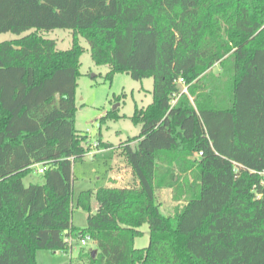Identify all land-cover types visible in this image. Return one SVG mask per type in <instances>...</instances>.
I'll use <instances>...</instances> for the list:
<instances>
[{
    "label": "trees",
    "instance_id": "1",
    "mask_svg": "<svg viewBox=\"0 0 264 264\" xmlns=\"http://www.w3.org/2000/svg\"><path fill=\"white\" fill-rule=\"evenodd\" d=\"M54 28L73 29L72 47L41 34ZM4 32L19 37L0 41V264H41L40 250L74 244L71 264H264V0H0ZM79 35L109 79L154 80L153 101L130 117L136 143L123 146L138 184L82 190L84 228L73 223V164L93 140L75 124ZM33 173L44 182L26 185ZM212 174L229 175L227 196L188 227ZM145 223L150 241L139 248Z\"/></svg>",
    "mask_w": 264,
    "mask_h": 264
},
{
    "label": "rangeland",
    "instance_id": "2",
    "mask_svg": "<svg viewBox=\"0 0 264 264\" xmlns=\"http://www.w3.org/2000/svg\"><path fill=\"white\" fill-rule=\"evenodd\" d=\"M41 34L55 39L59 49H68L72 47L74 42L73 29L70 28H54L49 31H41ZM16 37L19 36L13 32L0 33V41ZM78 41L85 49L81 56V76L77 88L78 110L75 122L76 128L81 133L88 134L93 142L98 141L97 139L101 137L103 140L109 141L119 146V148L121 147L123 153V146L126 142H130L132 145L136 143V140L129 141L128 139L139 134L141 127L135 124L130 117L133 115L136 106L144 107L153 101L152 90L154 80L152 77L136 80L127 72H118L112 80L109 79L107 73L110 71V66L97 65L92 58L90 43L81 35L78 36ZM218 69L219 66L216 65L214 70L218 71ZM114 109H117V112L123 115V117L119 119L111 117L102 119V117ZM94 149L92 148L91 150L93 151ZM102 158H105V156L92 157V153H88L84 159L77 160L73 164L75 175L73 223L80 228H84L87 225V211L76 206L77 198L82 190L93 186L89 177L84 179L81 167L87 165V163L98 164V162L103 160ZM75 165L78 166L75 168ZM210 165L224 167L217 157L213 158L211 156ZM24 182L26 185H29L30 182L42 183L44 182V178L42 174L33 173L26 177ZM229 183L230 178L228 174L209 175L207 178L208 187L206 189L205 201L203 203L192 204L189 207V212L185 218V225L192 227L199 221V217L205 211L209 209L216 211L227 196ZM168 191V188L160 190L161 195L164 193V201L161 207L164 213H167L174 205L170 195L165 193ZM97 204L98 201L94 197L92 201L94 212ZM141 230L143 234L136 237L135 240V245L139 248L148 246L150 241L149 224H143ZM85 246L90 249L94 247V244L89 243ZM78 253L79 246L74 244L72 252L68 251V253L64 254L69 258L71 264V258H77Z\"/></svg>",
    "mask_w": 264,
    "mask_h": 264
},
{
    "label": "crops",
    "instance_id": "3",
    "mask_svg": "<svg viewBox=\"0 0 264 264\" xmlns=\"http://www.w3.org/2000/svg\"><path fill=\"white\" fill-rule=\"evenodd\" d=\"M90 153H92V157L103 156V154H106L107 156L104 155L105 158H102V163H87V165L81 167L84 179L89 177L93 183V186L85 188V190H97L101 187H132L138 184L133 169L126 160L125 155L122 153L121 147L119 148V146L113 144L111 148L94 149L93 151L91 150ZM77 166L78 165H75V168ZM168 190L169 191L165 193L172 197V190ZM162 195H164V193ZM98 207L99 203L95 206V209L97 210ZM37 259L41 264H70V260L66 257V254L51 250H40L37 254Z\"/></svg>",
    "mask_w": 264,
    "mask_h": 264
},
{
    "label": "built area",
    "instance_id": "4",
    "mask_svg": "<svg viewBox=\"0 0 264 264\" xmlns=\"http://www.w3.org/2000/svg\"><path fill=\"white\" fill-rule=\"evenodd\" d=\"M179 83L184 84V79H183L182 77L179 79ZM183 90H184V91H187V87L184 86V89H183ZM98 145H99V142H98V141H95V142H93V144H92L93 148H95V149H98ZM90 151H91V150H90ZM89 153H90V152H89ZM202 155H203V151H198V152H196V154L193 155V156H195V157H200V156H202ZM45 169H46V165H45V164H40V165H38V172H39V173H43V172L45 171ZM68 241H69V243H70L71 245L74 243V240H73L72 238H69ZM90 242H92V239H91L90 236H86L85 238H83V239L81 240L82 245L89 244Z\"/></svg>",
    "mask_w": 264,
    "mask_h": 264
},
{
    "label": "water",
    "instance_id": "5",
    "mask_svg": "<svg viewBox=\"0 0 264 264\" xmlns=\"http://www.w3.org/2000/svg\"><path fill=\"white\" fill-rule=\"evenodd\" d=\"M97 251H98L97 249H94V250H93V255H94V256L96 255Z\"/></svg>",
    "mask_w": 264,
    "mask_h": 264
}]
</instances>
